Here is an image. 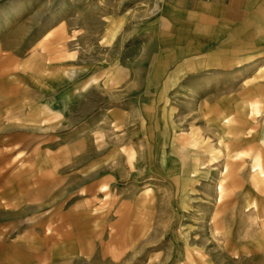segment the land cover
<instances>
[{
	"label": "rangeland",
	"instance_id": "obj_1",
	"mask_svg": "<svg viewBox=\"0 0 264 264\" xmlns=\"http://www.w3.org/2000/svg\"><path fill=\"white\" fill-rule=\"evenodd\" d=\"M135 1L0 0V185L25 182L27 160L47 154L58 180L45 201L71 206L82 200L84 167L102 164L108 222L95 246L102 262L92 264H183L186 252L201 256L195 264H264V204L256 215L243 206L247 197L264 202V173L252 168L264 154V112H252L253 126L235 122L226 140L220 122L179 112L186 119L157 129L164 135L155 141L144 78L151 62L146 47L131 46L132 28L149 13L137 15ZM122 11L124 30L111 38L108 24L104 40L106 15ZM260 164L264 171L263 155ZM82 226L68 216L62 235Z\"/></svg>",
	"mask_w": 264,
	"mask_h": 264
},
{
	"label": "crops",
	"instance_id": "obj_2",
	"mask_svg": "<svg viewBox=\"0 0 264 264\" xmlns=\"http://www.w3.org/2000/svg\"><path fill=\"white\" fill-rule=\"evenodd\" d=\"M133 5H139V12L132 13L145 15L142 8L149 13L132 28L131 46L146 47L151 62L144 78L154 140L174 118L185 120L179 112L188 110L210 126H221L223 119L229 127L242 125L241 120L253 126L255 108L264 112V0H136ZM124 17L123 11L121 16L106 15L104 40L108 24L114 26L111 38L120 35ZM48 160L47 154H34L23 167L25 182L11 184L5 178L0 185V263H101L95 246L102 244L108 222L101 203L105 166L89 161L82 172V200L63 206L43 196L58 180V167ZM68 216L75 224L83 223L84 234L62 235ZM15 253L19 261L12 260Z\"/></svg>",
	"mask_w": 264,
	"mask_h": 264
},
{
	"label": "bare ground",
	"instance_id": "obj_3",
	"mask_svg": "<svg viewBox=\"0 0 264 264\" xmlns=\"http://www.w3.org/2000/svg\"><path fill=\"white\" fill-rule=\"evenodd\" d=\"M94 77H96V76H93L92 78H94ZM91 79V78H90ZM93 81V80H92ZM79 95H80V93H78L77 91H75L73 94L72 93H70V94H68V95H65L64 97H62L61 98V104L62 105H64V106H66V104L67 103H69V102H71L73 99H76V98H78L79 97ZM147 102V101H146ZM143 107H147L146 105H144ZM143 110V109H142ZM146 112H148L149 110H145ZM256 111H258L257 110V108H255V110H254V112H256ZM221 122H222V125L218 128V131H219V135H220V138L222 139V140H226L225 139V137L226 138H229V135H228V130H229V125H230V122H229V120L228 119H223V120H221ZM259 154H260V152H259ZM258 154V156L253 160V162H254V164H253V167L252 168H254V172H257V174H258V176H259V178H261V177H263V173H264V171H263V169H262V167H261V164H260V161H261V159H262V155H263V157H264V154H261V155H259ZM189 155H191V154H189ZM198 159H200V157L199 156H196L195 155V158H194V163H195V166L197 167V168H199L202 164L200 163V161L198 160ZM169 163V165H171L172 164V162H170V160L169 159H165L164 160V164H168ZM200 173H203V172H200ZM215 193L216 194H219V198H217L216 197V200L217 199H220V195H221V193H222V188H221V183L218 181L217 183H216V185H215ZM253 200H251L250 201V199H249V197H247L246 198V201H245V203H244V213H246V214H254V215H256V214H259L260 213V210L261 209H263L262 207H261V205H263L264 204V202L262 203V204H255L254 203V201L252 202ZM140 204H142V203H140ZM264 206V205H263ZM140 207V206H139ZM259 223H260V225H259V228H264V219L262 220V221H259ZM230 247H231V245H230ZM235 249H239V247H236V246H234L233 248H232V252H233V250H235ZM246 251V250H245ZM244 251V252H245ZM200 257L201 256H199L198 255V253L196 252L194 255H189V252H186V257L184 256V262H183V264H195V263H197L198 261L200 262ZM202 263V262H201Z\"/></svg>",
	"mask_w": 264,
	"mask_h": 264
}]
</instances>
